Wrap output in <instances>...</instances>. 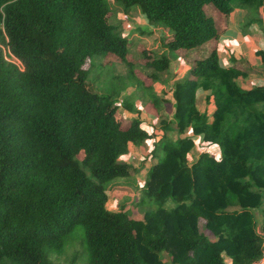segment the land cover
I'll list each match as a JSON object with an SVG mask.
<instances>
[{
	"label": "trees",
	"instance_id": "1",
	"mask_svg": "<svg viewBox=\"0 0 264 264\" xmlns=\"http://www.w3.org/2000/svg\"><path fill=\"white\" fill-rule=\"evenodd\" d=\"M115 1L165 26L162 48L210 44L169 90L176 131L191 136L165 132L154 141L143 188L154 208L141 219L128 208L109 209L105 184L137 171L120 158L155 134L139 117L123 123L115 98L125 84L97 92L86 61L96 55L101 66L124 64V77L136 78L160 113L164 101L153 88L169 73L170 58L142 49L144 61H135L107 0H0V264H75L84 253V264L252 262L264 251V85L240 86L247 71L236 61L219 64L217 39L233 0ZM238 1L245 10L264 3ZM3 47L23 70L5 60ZM256 55L264 64V50ZM198 90L210 111L197 107ZM195 136L218 146L220 158L202 151L191 160ZM169 198L176 201L170 208ZM255 211L263 216L260 231ZM77 226L81 251L61 263Z\"/></svg>",
	"mask_w": 264,
	"mask_h": 264
},
{
	"label": "rangeland",
	"instance_id": "2",
	"mask_svg": "<svg viewBox=\"0 0 264 264\" xmlns=\"http://www.w3.org/2000/svg\"><path fill=\"white\" fill-rule=\"evenodd\" d=\"M107 4L111 9L110 14V22L115 27V31H121V34L128 39V44L130 48V52L132 54V58H134L137 62H143V58L139 57V53L145 46H138L136 44L139 43L140 37L147 36V32L149 31L148 26L141 24L139 22L136 15L133 17H129V15H125L123 12L126 10L122 4L115 0H107ZM234 6L233 12L228 16L227 20H229V25L225 33H221L217 39V52H219V64L222 66H228L231 64L230 61H227L225 54H234L236 56L245 55L244 52L247 50V41L246 37L250 36V34L258 32L259 30L264 34V14L260 13V8H250L247 9V14L244 15L241 10H243L242 3L238 0H233L231 3ZM134 7V6H133ZM137 7V6H136ZM138 9H140L138 7ZM206 12L209 15L213 14L212 7H206ZM245 10V9H244ZM130 24V25H128ZM131 27L130 30L127 31ZM161 31L159 35L156 33V36H159L162 41L166 35L170 32L165 26H161ZM126 28V30H125ZM133 29H136L133 31ZM224 32V31H222ZM243 37L244 43L239 42V36ZM151 39V38H150ZM148 42V46L155 50L156 38L155 41L150 40ZM213 42V41H211ZM209 43V42H208ZM206 48V54L210 51V44H206L203 46ZM164 53L170 58L172 65L177 64L175 69L181 70V72H186V67H189L190 64L185 63L183 60L185 56H192L196 58L193 51H169L164 47ZM202 57V56H200ZM198 57V58H200ZM244 60V58H243ZM242 60V61H243ZM101 57L93 56L90 60L86 61L85 67H92L90 72L89 81L91 82L92 87L99 93L109 92L113 89L114 86H119L125 84V89L120 94L119 98H115V103L119 105V110L123 116V123L126 124L131 118H140L142 120V126L148 130L149 132H153L155 134V138L146 140L140 146H131V150L120 159L125 160L130 163L131 166L136 168V172L132 173L128 177H117L111 181H108L105 184V190L109 195V200L107 203V207L109 209L117 210L119 208H128L133 212L134 217L141 219L143 217L144 212L154 208V203L150 200L151 198L143 193L144 181L146 177V172L148 167L155 162V158L151 156V151L154 147V141H156L162 133H167L171 137H182V136H191V132L187 130L184 135L177 133L176 127L173 124L172 115L174 113V104L171 99V92L169 91L173 79L176 75L177 71H170L168 74L164 75L160 83H156L153 88L154 92L164 101L162 108L159 112H156L150 103V99L148 96V90L144 88L142 85L137 86V79L134 77L127 78L124 77L126 66L119 62H114L112 64H106L104 66L100 65ZM135 74L143 79L145 77L144 70L140 68V65L135 70ZM180 72V73H181ZM122 74L119 80L113 79L112 76ZM185 73L182 75V77ZM181 78V77H178ZM177 78V79H178ZM252 82L256 83L254 80ZM243 88V87H242ZM125 92V96L122 94ZM130 94V95H129ZM205 93L201 90L197 92V100L196 104L200 110L208 111L212 109L211 106H208V103L204 100ZM133 104V110H127L125 107L128 103ZM179 135V136H177ZM194 140V148L191 154V160H194L199 153L202 151H208L211 153L216 159L220 158V150L218 146L211 145L206 141H203L200 136L193 137ZM84 170L89 175V172L86 168ZM146 198L144 202L141 203V199ZM176 204V201L173 199H167L164 203L166 207H172ZM255 217L257 220L258 230H261V225L263 223V216L260 211H255ZM200 227L203 229V221H200ZM82 240V229L80 226H77L72 233L66 239L63 254L58 258V260L63 263L67 259H70L74 252H80L82 248L81 244ZM86 260V254L84 253L79 259L75 262V264H84Z\"/></svg>",
	"mask_w": 264,
	"mask_h": 264
},
{
	"label": "crops",
	"instance_id": "3",
	"mask_svg": "<svg viewBox=\"0 0 264 264\" xmlns=\"http://www.w3.org/2000/svg\"><path fill=\"white\" fill-rule=\"evenodd\" d=\"M123 12H125L124 14L129 15V17H131V18L133 17V15H136L137 16L136 19H138L139 22L141 21V24H144V25L148 26V28H149L150 33L147 34V36H143L142 38L140 37V39L138 40L139 43L136 45H138L139 47L144 45L145 46L144 48H146V50L151 51L155 54H161L162 52L165 51V49L162 48V46H161V38L159 39V36H156V33L159 35V32L161 31L160 27H155V26L150 25L147 22L144 15L141 13L140 9H138V7H136V6L131 7L129 9H126ZM241 12L244 15L247 14L246 10H244V9L241 10ZM260 13L264 14V3H263V6L260 7ZM128 25H130V24H128ZM228 25H229V20L226 21V28L223 30L224 32H221L222 34L226 32ZM130 29H131V27L127 31H129V32L132 31ZM125 30H126V28H125ZM135 30L136 29H133V31H135ZM237 37H239L240 43H244L243 37L241 35H239ZM155 38H156V42H155L156 45H155V50H154L153 48H150L148 46V42H149V39L153 40V42H154ZM245 39L247 41V50L244 52L245 55L236 56L234 54H225V53L223 55L225 56L227 61H230L231 64H233L232 63L233 61H236L237 65L240 68L245 69L247 71L246 77H239L237 79V83L240 86L250 87L251 85H256V86L264 85V64L261 61L260 57L256 55L257 51L264 50V34L262 31L259 30L258 32L250 34V36H247ZM129 51H130V48H129ZM193 52L196 56H198V57L202 56L203 57L204 53L206 52V48L204 49V47H200V48L195 49ZM218 56H219V52H218ZM243 58H244V60H243ZM194 59H196V58H193L192 56H185V58L183 60L185 61V63H188L191 66ZM231 64H228V66ZM176 66H177V64L172 65V63L170 61L169 70L170 71H177L178 70L176 75H179V76H175L173 81L175 79H177L178 77H182V75L184 73H186V72H181L180 68L175 69ZM189 67H186V71L189 69ZM252 80H254L256 83L252 82ZM122 95L125 96L126 95L125 92ZM131 148L132 147H130V150H131Z\"/></svg>",
	"mask_w": 264,
	"mask_h": 264
},
{
	"label": "built area",
	"instance_id": "4",
	"mask_svg": "<svg viewBox=\"0 0 264 264\" xmlns=\"http://www.w3.org/2000/svg\"><path fill=\"white\" fill-rule=\"evenodd\" d=\"M3 56L6 61L16 65L19 70H23L24 66L22 62L15 55H13L8 48L3 47ZM248 264H264V251L259 258L253 260Z\"/></svg>",
	"mask_w": 264,
	"mask_h": 264
}]
</instances>
